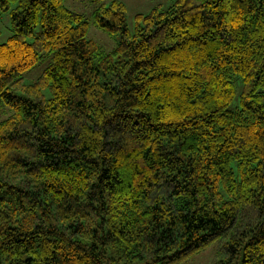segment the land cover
Here are the masks:
<instances>
[{
  "label": "trees",
  "instance_id": "16d2710c",
  "mask_svg": "<svg viewBox=\"0 0 264 264\" xmlns=\"http://www.w3.org/2000/svg\"><path fill=\"white\" fill-rule=\"evenodd\" d=\"M13 3L0 264H181L214 242L211 264H264V0H175L133 32L112 0L94 22L119 42L97 62L63 0Z\"/></svg>",
  "mask_w": 264,
  "mask_h": 264
},
{
  "label": "rangeland",
  "instance_id": "374dc122",
  "mask_svg": "<svg viewBox=\"0 0 264 264\" xmlns=\"http://www.w3.org/2000/svg\"><path fill=\"white\" fill-rule=\"evenodd\" d=\"M112 0H63V4L68 9L77 12L85 17L89 22V28L86 37L93 40L98 45V53L95 56L97 62L102 56L112 52L119 42V35L107 32L99 27L94 22V12L100 6H108ZM126 6L125 22L130 31H134L135 20L134 16L137 13L147 14L150 10L158 5L160 8L166 9L175 0H119ZM13 3L10 9H0V43L5 42L8 37L13 34V27L11 23V10L15 7ZM40 24H38L33 31V35L27 36V41H32L35 34L40 31ZM51 58L44 56L40 61L30 70H27L21 74V78L25 84L34 82L42 71L48 66ZM236 95L234 100L229 104V109H234L238 106V96L241 90V81L238 78H234ZM44 94L47 98H51L52 93L50 88L44 90ZM12 114L10 107L0 98V122L9 118ZM216 250V242L211 243L205 248L199 250L192 257L187 259L181 264H211V260Z\"/></svg>",
  "mask_w": 264,
  "mask_h": 264
}]
</instances>
